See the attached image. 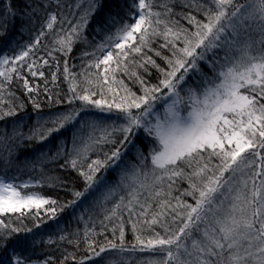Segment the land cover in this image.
<instances>
[{
	"label": "snow or ice",
	"instance_id": "snow-or-ice-1",
	"mask_svg": "<svg viewBox=\"0 0 264 264\" xmlns=\"http://www.w3.org/2000/svg\"><path fill=\"white\" fill-rule=\"evenodd\" d=\"M0 125V264H264V0H0Z\"/></svg>",
	"mask_w": 264,
	"mask_h": 264
},
{
	"label": "trees",
	"instance_id": "trees-1",
	"mask_svg": "<svg viewBox=\"0 0 264 264\" xmlns=\"http://www.w3.org/2000/svg\"><path fill=\"white\" fill-rule=\"evenodd\" d=\"M69 2L75 3L76 0H69ZM112 2H113V0H105L106 5L107 4H111ZM180 10L181 9H179V8L177 9V11H180ZM19 28H20V24H19V21H17L16 29L13 32V39H15L17 37H20L23 41H26L29 38L28 34L27 33H23V34L20 33ZM93 28H94V25H92L91 28H90V31H89V39L92 38L91 31H92ZM97 39H99V38H97ZM82 50L91 51L90 48H87L84 45H77V47L74 49V51L71 54V56L68 58L69 59V65H70V67L73 64H75L77 66L74 69L77 72L80 71V65H81L80 53H81ZM45 75L48 76V70L47 69H45ZM120 78L125 79V83H130L127 80V78H124V77H120ZM32 83L33 84H40L41 89L43 88V81L41 79H39V78H36L35 80H33ZM17 87H18V85L14 84L13 85V90H15ZM49 87L50 88L52 87L51 84L49 85ZM60 88L66 90L67 89V85L66 84H60ZM17 94H19V93H17ZM43 99H44V97L41 96V100H43ZM28 107H29V111H32L30 104H29ZM48 110L49 109L46 106H44V111H48ZM33 116H35V113H33ZM0 126H2V125H0ZM110 178H114V174ZM21 179L22 180H27L28 179V176L27 175H24V176L21 177ZM29 191H38V192H41L44 195H53L54 194L53 193V190L52 189H49L47 187H45V188H33V189H29ZM57 191L59 192V195L61 196V198H63L64 197L63 191H61V190H57ZM68 198H71V197H68ZM189 202H191L190 199H189ZM79 214L80 213H79V210H78L77 213H76V215L78 216ZM63 215H64L65 220L70 222L69 225H68L69 226V230H75L76 228H80L81 231L83 230V227H84L83 223L77 224L76 220L74 218H72L70 215H68V214H63ZM125 218H127V217H125ZM25 223H28V221H25ZM29 226H31L30 223H29ZM96 227H97V231H99V224L98 223H97V226ZM127 229L128 230L126 232V239L128 241H131L132 240V234H131V231H130V226H127ZM63 246L64 247H67L68 248V251H73V248L71 246L66 245V244L63 245ZM52 247H54V246H52ZM79 255H83V252L81 251L80 253H78V256Z\"/></svg>",
	"mask_w": 264,
	"mask_h": 264
}]
</instances>
